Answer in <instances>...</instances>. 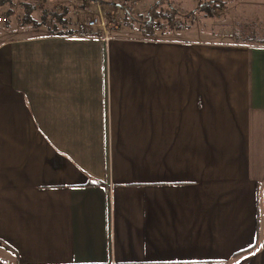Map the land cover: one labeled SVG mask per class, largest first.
<instances>
[{
  "label": "crops",
  "instance_id": "0c3cea01",
  "mask_svg": "<svg viewBox=\"0 0 264 264\" xmlns=\"http://www.w3.org/2000/svg\"><path fill=\"white\" fill-rule=\"evenodd\" d=\"M244 8L109 40L9 17L0 264H264V29Z\"/></svg>",
  "mask_w": 264,
  "mask_h": 264
},
{
  "label": "rangeland",
  "instance_id": "374dc122",
  "mask_svg": "<svg viewBox=\"0 0 264 264\" xmlns=\"http://www.w3.org/2000/svg\"><path fill=\"white\" fill-rule=\"evenodd\" d=\"M157 1L161 0H139L138 2H133L132 0H0L1 4L6 3L8 6V11L1 9L0 16L7 19L0 21V29L5 30L8 27L9 17H13L11 27L16 30L17 33L23 32L20 31L23 25V15L25 13V2H31L34 4L35 9L33 10V16L37 20H42V14L44 12H50L48 21L45 24H41L38 27L33 25H28L31 27L28 29L30 33H52L48 26H54L57 23V18L53 16V13L61 14L65 8L68 10V16L71 20L70 28L76 30V22H81L87 18H90L92 15L97 13H103L105 16L116 19L118 18L119 22L113 20H105L106 25L111 26V31L120 29L121 27L130 26L135 28L137 32L141 33V28L143 27L142 16L146 15L150 6L155 4ZM164 1L163 8H166L165 11L169 10L170 3L174 4L177 9L182 10L176 12L174 15L175 19H179L183 22V26H200L204 22L215 24H221V27H226V24L232 23L233 20V10L234 6L242 5L244 11H247L248 17L245 18V21L256 22L258 20L262 21L260 23V28L264 29V0H162ZM97 2V3H96ZM111 2V3H110ZM115 3H122L125 8L129 7L132 9L133 17L125 18V10L121 5L116 6ZM247 6L246 4H250ZM207 4V5H206ZM120 7L118 10L117 8ZM10 8V9H9ZM6 9V8H5ZM200 13H199V12ZM10 12V13H8ZM183 12V13H182ZM199 13V14H198ZM239 14V13H238ZM11 15V16H10ZM140 15V16H139ZM196 16L195 20L192 21L191 17ZM139 16V17H138ZM6 22V23H5ZM253 24V23H252ZM165 24L160 29L164 28ZM167 27V26H166ZM169 27V26H168ZM5 28V29H4ZM12 28L9 29V33L12 32ZM19 28V29H18ZM171 30L182 32L181 29L176 28L175 25L170 27ZM14 30V31H15ZM13 31V33H15ZM5 32V31H4ZM8 32V31H6ZM26 32V31H24ZM75 33V31H74ZM5 34V33H3ZM24 34V33H23ZM53 34V33H52ZM264 37V34L258 32L255 37ZM256 43V42H254ZM264 43V42H258Z\"/></svg>",
  "mask_w": 264,
  "mask_h": 264
},
{
  "label": "trees",
  "instance_id": "16d2710c",
  "mask_svg": "<svg viewBox=\"0 0 264 264\" xmlns=\"http://www.w3.org/2000/svg\"><path fill=\"white\" fill-rule=\"evenodd\" d=\"M95 1V0H93ZM111 3V2H110ZM164 1H157L155 4L150 6L148 9L146 15H143L142 22H143V27H142V33L147 36V37H153L155 35L156 29L154 28V25L157 21L162 20L163 22L166 23L169 27H172L174 25V15L176 12H180L182 10H179L176 8V6L172 3H170L169 10L171 11V15L167 14L166 8H163ZM116 6L121 5L122 8L125 10V18H132L133 17V12L132 9L129 7H126L122 3H115ZM207 5V4H206ZM25 13L22 17L23 19V24H31L35 27L40 26L41 24H45L46 21H48V17L50 15V12H44L42 14V20H37L33 16V10L35 9L34 4L31 2H25ZM10 13V12H8ZM183 13V12H182ZM53 16L57 18V23L54 26H48L52 33L55 34H60V35H65V34H72L74 33V28H70L71 20L68 16V10L65 8V10L61 13H53ZM140 16V15H139ZM138 16V17H139ZM2 242V241H1ZM4 243V242H2ZM6 245V244H5Z\"/></svg>",
  "mask_w": 264,
  "mask_h": 264
},
{
  "label": "built area",
  "instance_id": "2783aa9c",
  "mask_svg": "<svg viewBox=\"0 0 264 264\" xmlns=\"http://www.w3.org/2000/svg\"><path fill=\"white\" fill-rule=\"evenodd\" d=\"M134 3L138 2L139 0H132ZM168 15H171V11H167ZM196 16H192L191 20L194 21ZM5 18L0 16V21H4ZM105 20H113L117 21L116 19H111L107 16H105L103 13H97L92 15L90 18H87L85 20H82L81 22H76V30L74 33V36L81 37V38H87V37H95V38H103L105 40H109L112 36L111 26L106 25ZM166 25L165 22L162 20H159L155 23L154 28L156 30L161 29L163 25ZM175 26H181L183 25V22L179 19L174 20Z\"/></svg>",
  "mask_w": 264,
  "mask_h": 264
}]
</instances>
